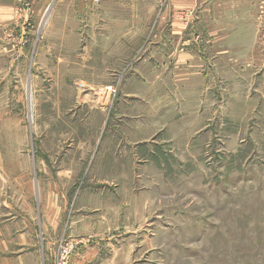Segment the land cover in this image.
I'll return each instance as SVG.
<instances>
[{
    "label": "rangeland",
    "instance_id": "obj_1",
    "mask_svg": "<svg viewBox=\"0 0 264 264\" xmlns=\"http://www.w3.org/2000/svg\"><path fill=\"white\" fill-rule=\"evenodd\" d=\"M89 1L55 58L45 4L0 0V264H264V0H219L192 68L145 2Z\"/></svg>",
    "mask_w": 264,
    "mask_h": 264
},
{
    "label": "crops",
    "instance_id": "obj_2",
    "mask_svg": "<svg viewBox=\"0 0 264 264\" xmlns=\"http://www.w3.org/2000/svg\"><path fill=\"white\" fill-rule=\"evenodd\" d=\"M34 2H43L45 4L44 9L49 11V18L46 22V34L54 36L55 39V50L53 53L56 55L55 58H67L68 55L64 54L68 51H78L79 50V40L76 41L77 46L71 50L69 47L61 44L62 40L60 35H73L74 31L72 29L68 30L66 28L61 31L58 29V22L61 19L63 12H70L69 17L72 19V14L75 11L76 18H80L79 9H74L73 3L79 0H72V4L69 5L65 0H32ZM93 1V0H92ZM89 1L87 5L90 7H95L96 3ZM95 1V0H94ZM144 2L148 4L142 7L144 10H152L159 12V16L155 18L153 22V27H168L170 34L163 38H150L147 43L150 44H174V50L172 52V59H175L174 67L179 68L182 66L192 68L195 61V53L192 48H183L185 43H191L194 41L190 33V28L194 24H198L201 19L203 20L205 16H209L213 10L218 9L219 0H137V5L140 3L143 5ZM78 5V4H77ZM72 7L71 9L69 7ZM66 8V11L64 10ZM217 18V15L216 17ZM78 22V20H77ZM107 24H104L106 27ZM66 27V26H64ZM48 29V31H47ZM152 39V41H151ZM181 43V47L180 44ZM149 47V46H148ZM180 47V48H178ZM148 49V48H147ZM146 49V50H147ZM113 50V42L111 39L104 38H94L90 41L89 45H86L81 51L82 52H100L103 53V57H109Z\"/></svg>",
    "mask_w": 264,
    "mask_h": 264
}]
</instances>
